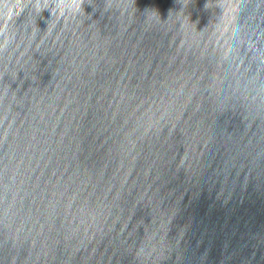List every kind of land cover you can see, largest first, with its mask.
<instances>
[{"label":"water","instance_id":"water-1","mask_svg":"<svg viewBox=\"0 0 264 264\" xmlns=\"http://www.w3.org/2000/svg\"><path fill=\"white\" fill-rule=\"evenodd\" d=\"M0 0V264H264V0Z\"/></svg>","mask_w":264,"mask_h":264},{"label":"clouds","instance_id":"clouds-1","mask_svg":"<svg viewBox=\"0 0 264 264\" xmlns=\"http://www.w3.org/2000/svg\"><path fill=\"white\" fill-rule=\"evenodd\" d=\"M83 4V0H34L33 6L36 10V15L47 9L51 11L53 16L57 13L60 15H64L66 12L72 13L73 10L76 12L83 11Z\"/></svg>","mask_w":264,"mask_h":264}]
</instances>
